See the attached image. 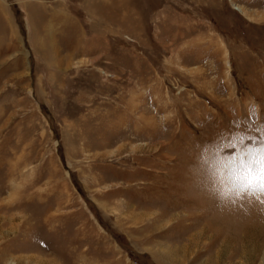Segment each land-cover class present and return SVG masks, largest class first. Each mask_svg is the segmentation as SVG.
I'll return each mask as SVG.
<instances>
[{
  "label": "rangeland",
  "instance_id": "374dc122",
  "mask_svg": "<svg viewBox=\"0 0 264 264\" xmlns=\"http://www.w3.org/2000/svg\"><path fill=\"white\" fill-rule=\"evenodd\" d=\"M264 0H0V264H264Z\"/></svg>",
  "mask_w": 264,
  "mask_h": 264
},
{
  "label": "snow or ice",
  "instance_id": "6c2138e0",
  "mask_svg": "<svg viewBox=\"0 0 264 264\" xmlns=\"http://www.w3.org/2000/svg\"><path fill=\"white\" fill-rule=\"evenodd\" d=\"M232 173V186L237 196L264 197V145L248 148L244 145L241 154L230 157L225 165Z\"/></svg>",
  "mask_w": 264,
  "mask_h": 264
}]
</instances>
